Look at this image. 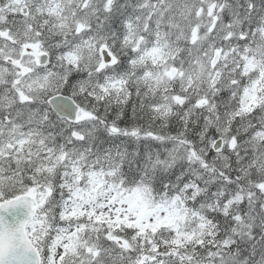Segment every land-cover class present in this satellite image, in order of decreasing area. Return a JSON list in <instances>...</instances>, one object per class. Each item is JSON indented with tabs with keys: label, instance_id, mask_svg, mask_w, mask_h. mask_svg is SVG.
<instances>
[{
	"label": "snow or ice",
	"instance_id": "snow-or-ice-1",
	"mask_svg": "<svg viewBox=\"0 0 264 264\" xmlns=\"http://www.w3.org/2000/svg\"><path fill=\"white\" fill-rule=\"evenodd\" d=\"M0 264H264V0H0Z\"/></svg>",
	"mask_w": 264,
	"mask_h": 264
}]
</instances>
